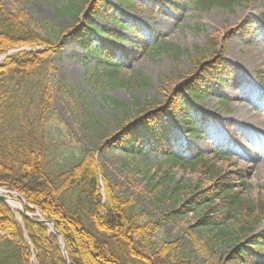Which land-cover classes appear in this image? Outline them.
I'll return each mask as SVG.
<instances>
[{
	"label": "trees",
	"instance_id": "16d2710c",
	"mask_svg": "<svg viewBox=\"0 0 264 264\" xmlns=\"http://www.w3.org/2000/svg\"><path fill=\"white\" fill-rule=\"evenodd\" d=\"M103 1L58 0L56 16H67L80 25L77 31H71L47 20L38 22L21 8L9 10L0 0V56L25 48L0 62V187L20 194L34 208L27 207L30 213H35L36 209L55 224L64 240L70 264H201L191 260L190 253L175 242L159 246L151 240V223L139 220L137 201L120 193L118 185L99 166L95 149L64 147L52 139L47 128L53 112L52 56L61 50L63 38L68 35H73L90 51L96 49L92 30L96 34L102 29L94 26L93 19ZM118 1L128 8L134 2ZM159 1L148 0L147 11L152 12ZM238 1L241 0H197L196 4L201 8L232 7ZM120 40L117 33L114 41ZM152 44L164 47L157 38ZM219 46L214 38H209L206 45L198 49L202 59L191 73L193 80L184 88L190 104L183 92H178L162 108L157 100L145 104L136 101L135 115L152 127L143 144H160L165 156V162L158 165L155 173L148 171L152 188L160 185L159 194L168 192L163 185L167 174L164 165L190 170L213 182L207 187H194L195 191L180 203L171 195L170 214L180 218L199 212L192 234L203 248L213 249L218 241L226 239L233 264H259L264 251V229L256 233L255 229L264 218V200L247 199L238 191V186H245L242 170H239L240 175L234 176L218 165L217 151L215 157H207L200 149L191 148L188 155H184L165 134L160 135L156 130L158 125L165 127L166 114L175 116L183 112L188 134L198 137L204 133L206 120L196 104L206 97L205 85H224L234 72L233 63L217 51ZM109 50L103 47L96 53L102 65L99 75L106 77L110 87L149 84V79L139 72L122 77L120 59ZM173 51L178 52V49ZM105 100L117 108H127L109 96H105ZM86 120L90 128L101 132L99 119L86 113ZM119 131L109 143L121 146L125 139L132 140L139 134L133 124L123 125ZM61 148L65 152L58 154ZM160 172L163 175L158 177ZM244 215L251 221L248 227L251 235L240 243L233 235L234 226L230 221ZM21 218L20 223L0 200V264H32V257L36 264H67L55 233L44 223L22 214Z\"/></svg>",
	"mask_w": 264,
	"mask_h": 264
},
{
	"label": "rangeland",
	"instance_id": "374dc122",
	"mask_svg": "<svg viewBox=\"0 0 264 264\" xmlns=\"http://www.w3.org/2000/svg\"><path fill=\"white\" fill-rule=\"evenodd\" d=\"M2 2L7 9L21 8L41 23L47 20L71 31L80 27L67 16H56L58 0ZM196 2L160 0L152 12H148V0H134L130 8L121 5L118 0H104L93 19L94 26L103 28V32L99 35L91 29V35L97 41L96 49L90 51L73 35H68L63 38L61 50L52 56L54 71L50 75V85L53 112L47 128L52 139L64 147L70 145L71 149H77L85 146L96 150L99 166L118 185L120 193L137 201L139 220L151 223V240L157 245L175 242L190 253L191 260L201 264H233V260L229 259L231 248L226 239L207 250L193 238L199 212L180 218L170 214L171 195L180 203L195 191L194 187H207L213 182L190 170L164 165L167 174L163 185L168 192L159 194L160 185L152 188L148 182V171L155 173L158 165L165 162V156L160 144H143L148 140V131L152 127L135 115L136 101L145 104L157 100L162 108L178 92H183L184 99L190 104L184 88L193 80L191 73L202 59L198 49L203 48L209 38H214L220 44L217 51L233 63L234 72L224 85H205L206 97L196 104L206 120L204 134L199 137L188 134L183 112L175 116L166 115L165 127L158 125L156 130L160 135L165 133L184 155H188V144L198 146L207 157H215L214 153L219 152L215 157L218 165L234 176L240 175L239 170H242L245 186H238V191L247 199L264 200V127L258 125L264 122V0H241L232 7L212 5L206 8H201ZM117 33L121 40L114 43ZM155 38L164 43L163 48L152 44ZM146 43L148 46H145ZM100 47L110 49L109 52L120 59L122 77L139 72L149 79V84L144 87H110L106 77L99 75L102 65L96 51ZM172 47L178 52L174 53ZM222 47H225L224 51ZM23 49H13L9 55ZM6 57L0 56V62ZM105 96L124 103L126 110L106 101ZM86 113L101 121V132L90 128ZM245 113L252 118H248L252 124L250 127L248 122L247 125L240 124L248 120L244 118ZM131 124L139 130L137 137L125 139L121 146L109 143L119 135L121 126ZM240 125L248 132L243 140ZM255 135L260 139L256 141ZM240 140L242 145L239 149L237 142ZM64 152L61 148L58 154ZM161 175L163 172L158 177ZM235 182L239 184L238 180ZM0 189L8 190L12 198L26 205L17 192L3 187ZM27 212L30 217H26L37 222L43 217L38 210ZM13 214L21 223L22 210ZM250 222L245 215L230 221L234 226L233 235L240 243L251 235L248 233ZM47 226L53 232L51 226ZM262 229L264 218L255 233ZM57 239L62 249L64 241L59 236ZM62 254L67 259V254L63 251ZM31 261L36 264L35 257ZM259 264H264V251Z\"/></svg>",
	"mask_w": 264,
	"mask_h": 264
},
{
	"label": "bare ground",
	"instance_id": "6f19581e",
	"mask_svg": "<svg viewBox=\"0 0 264 264\" xmlns=\"http://www.w3.org/2000/svg\"><path fill=\"white\" fill-rule=\"evenodd\" d=\"M245 117L244 118H249V119H252V118H250V116H249V114L248 113H245V115H244ZM249 116V117H248ZM247 120V121H241L240 122V124H246V122H248L249 123V127H250V125H252L251 124V122H250V120ZM247 123V124H248ZM246 124V125H247ZM259 127H264V122H260L259 124ZM244 127V126H243ZM252 127V126H251ZM240 128H242V125H240ZM259 130H261V129H259ZM242 131V132H241ZM240 131V135H241V139L243 140L244 139V137L245 136H247L248 135V132H247V130H246V127H244V128H242V130ZM256 136V138H255V140L257 141V140H259L260 139V137L259 136H257V135H255ZM242 140H240V142H237V148H239L240 149V145H242ZM239 151V150H238ZM2 191V189H0V192ZM8 204H9V207L11 208V210L14 212V213H18L19 211H21L22 210V206H23V202H21V201H18L16 198H10V199H8Z\"/></svg>",
	"mask_w": 264,
	"mask_h": 264
},
{
	"label": "water",
	"instance_id": "95a60500",
	"mask_svg": "<svg viewBox=\"0 0 264 264\" xmlns=\"http://www.w3.org/2000/svg\"><path fill=\"white\" fill-rule=\"evenodd\" d=\"M8 55H9V53H8L7 55H5V57L8 56ZM10 194H11V192H9V191H1V192H0V200L3 201V202H5L8 206H9V204H8V199L12 198V197L10 196ZM16 199H17V198H16ZM17 200H18V199H17ZM22 207H23V208H22V213H23L25 216L30 217L29 214H28V212H27L26 206L23 205ZM37 216H40V215H37ZM38 221H39V222L46 223L47 225L51 226L53 232H54L57 236H59V237L61 238L60 233L57 231V229H56V227H55V224H54L52 221L47 220V219H45V218H43V217L41 218V220H38ZM62 251H63V253L66 255V251H65V246H64V244H63V247H62ZM66 258H67V257H66ZM66 262L68 263V258L66 259Z\"/></svg>",
	"mask_w": 264,
	"mask_h": 264
}]
</instances>
